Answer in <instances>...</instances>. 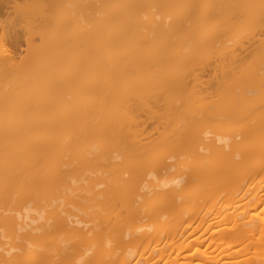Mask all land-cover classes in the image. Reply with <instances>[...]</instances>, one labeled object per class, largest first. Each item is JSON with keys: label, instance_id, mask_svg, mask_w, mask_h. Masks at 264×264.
Instances as JSON below:
<instances>
[{"label": "bare ground", "instance_id": "1", "mask_svg": "<svg viewBox=\"0 0 264 264\" xmlns=\"http://www.w3.org/2000/svg\"><path fill=\"white\" fill-rule=\"evenodd\" d=\"M42 1L0 0V264H264V0H89L76 55Z\"/></svg>", "mask_w": 264, "mask_h": 264}, {"label": "rangeland", "instance_id": "2", "mask_svg": "<svg viewBox=\"0 0 264 264\" xmlns=\"http://www.w3.org/2000/svg\"><path fill=\"white\" fill-rule=\"evenodd\" d=\"M88 3L89 0H43L42 1V13L45 17H63V25L59 29L63 32L66 30L67 40L66 46L70 53L76 55L79 52V48L83 50V44L79 46V43L71 36H74L76 31V21L79 19L80 15L85 17L88 14ZM3 20V16L0 15V22ZM48 22L45 23V27H48ZM7 53H10L15 59L20 57L23 47H17L16 43L7 38L2 42Z\"/></svg>", "mask_w": 264, "mask_h": 264}]
</instances>
